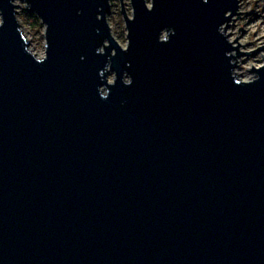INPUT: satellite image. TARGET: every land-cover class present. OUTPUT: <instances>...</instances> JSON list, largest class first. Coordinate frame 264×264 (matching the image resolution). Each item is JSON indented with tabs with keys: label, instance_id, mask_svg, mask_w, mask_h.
<instances>
[{
	"label": "water",
	"instance_id": "obj_1",
	"mask_svg": "<svg viewBox=\"0 0 264 264\" xmlns=\"http://www.w3.org/2000/svg\"><path fill=\"white\" fill-rule=\"evenodd\" d=\"M20 1L45 54L0 0V264H264V62L232 61L264 44L221 31L238 0H120L125 47L109 0Z\"/></svg>",
	"mask_w": 264,
	"mask_h": 264
},
{
	"label": "rangeland",
	"instance_id": "obj_2",
	"mask_svg": "<svg viewBox=\"0 0 264 264\" xmlns=\"http://www.w3.org/2000/svg\"><path fill=\"white\" fill-rule=\"evenodd\" d=\"M146 2L150 3L149 0ZM16 8V16L20 23V29L23 32L25 40L28 41V48L36 57H42L45 54V39H44V25L40 18L29 11L26 3L20 0H14ZM123 9L126 14L131 16L132 6L130 0H121ZM120 0H109L110 9L106 12V19L108 26H110L111 34L114 36L121 47H125L127 43L126 25L124 23L123 14L121 13ZM238 13L233 14L229 24L222 25L224 31H231L228 34L230 39L227 40L231 45H236L238 42V50H252L258 45L264 44V0H238ZM33 14L35 18L31 17ZM166 35L165 33H163ZM237 36L236 40L234 38ZM234 40V41H232ZM237 41V42H236ZM243 44V45H242ZM231 54L235 53V48L230 50ZM264 46L262 49L253 50L250 53H242L239 56L235 55L234 60L237 62V77L241 80H249L256 76L254 70L249 68L252 65L257 68L264 62ZM113 73L109 72L108 79L111 80Z\"/></svg>",
	"mask_w": 264,
	"mask_h": 264
},
{
	"label": "bare ground",
	"instance_id": "obj_3",
	"mask_svg": "<svg viewBox=\"0 0 264 264\" xmlns=\"http://www.w3.org/2000/svg\"><path fill=\"white\" fill-rule=\"evenodd\" d=\"M221 31H223V30H222V27H221ZM227 33H228V34H232L231 31H224V34H225L226 36L228 35ZM227 38L230 39V36H229V37L227 36ZM234 61H235V63H234V64H235V67H234V71H233V72H234L235 74H237V65H238V64H237L236 60H234ZM234 61H233V62H234Z\"/></svg>",
	"mask_w": 264,
	"mask_h": 264
},
{
	"label": "trees",
	"instance_id": "obj_4",
	"mask_svg": "<svg viewBox=\"0 0 264 264\" xmlns=\"http://www.w3.org/2000/svg\"><path fill=\"white\" fill-rule=\"evenodd\" d=\"M31 17L35 18V16L33 14H30Z\"/></svg>",
	"mask_w": 264,
	"mask_h": 264
}]
</instances>
